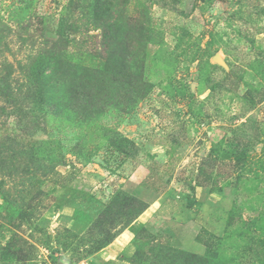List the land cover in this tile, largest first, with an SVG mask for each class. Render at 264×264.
Wrapping results in <instances>:
<instances>
[{
	"label": "rangeland",
	"instance_id": "1",
	"mask_svg": "<svg viewBox=\"0 0 264 264\" xmlns=\"http://www.w3.org/2000/svg\"><path fill=\"white\" fill-rule=\"evenodd\" d=\"M126 1L0 0V264H264V0ZM144 2L150 92L53 121L33 58L65 32L93 62L94 12Z\"/></svg>",
	"mask_w": 264,
	"mask_h": 264
},
{
	"label": "trees",
	"instance_id": "2",
	"mask_svg": "<svg viewBox=\"0 0 264 264\" xmlns=\"http://www.w3.org/2000/svg\"><path fill=\"white\" fill-rule=\"evenodd\" d=\"M92 17L101 32L99 46L91 52L93 62L71 58L67 46L70 35L64 32L58 39L48 40L50 47L33 58L29 82L24 86L36 104L35 96L48 106L47 116L53 121L63 120L66 127L105 131L100 122L110 109L128 112L150 92L145 67L146 49L153 40L152 20L147 2L137 16L125 10L115 21L107 10L102 15L94 12ZM86 153L83 148L78 154L94 155Z\"/></svg>",
	"mask_w": 264,
	"mask_h": 264
},
{
	"label": "water",
	"instance_id": "3",
	"mask_svg": "<svg viewBox=\"0 0 264 264\" xmlns=\"http://www.w3.org/2000/svg\"><path fill=\"white\" fill-rule=\"evenodd\" d=\"M215 60H216L217 62L221 63V64L224 63L223 60H222L218 55L215 56Z\"/></svg>",
	"mask_w": 264,
	"mask_h": 264
}]
</instances>
